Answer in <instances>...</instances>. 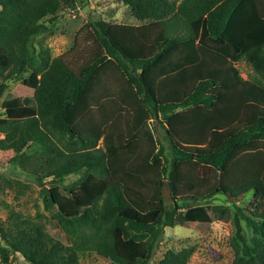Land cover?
<instances>
[{
    "label": "trees",
    "instance_id": "obj_1",
    "mask_svg": "<svg viewBox=\"0 0 264 264\" xmlns=\"http://www.w3.org/2000/svg\"><path fill=\"white\" fill-rule=\"evenodd\" d=\"M119 3L137 24L90 21L54 57L37 39L77 0H0V151L55 212L0 219V264H152L165 229L230 216L231 264H264V0Z\"/></svg>",
    "mask_w": 264,
    "mask_h": 264
},
{
    "label": "rangeland",
    "instance_id": "obj_2",
    "mask_svg": "<svg viewBox=\"0 0 264 264\" xmlns=\"http://www.w3.org/2000/svg\"><path fill=\"white\" fill-rule=\"evenodd\" d=\"M101 18L116 24H137L129 9L121 6L119 0H77L76 9L67 13L52 30L38 38L36 46L38 49L41 46L50 48L54 57L62 56L73 48L76 34L88 22ZM80 45H84L82 40ZM237 66L243 77L248 79L252 71L246 62L243 61ZM157 135L163 141L164 130L159 128ZM13 156L11 151H0V219L6 220L8 214L15 211L34 218L49 231V222L54 219L55 212L49 213L45 210L42 186L33 177L13 168L10 164ZM80 179L81 176L70 177L64 185L73 184ZM50 186L49 183L45 188ZM212 203L226 202L224 198L219 197ZM243 228L245 236L251 238L252 233L246 224H243ZM234 232L231 216L212 225H198L190 229L179 226L174 229L167 228L152 264H157L169 250L179 252L190 247L196 248L190 264H231L234 260L231 247ZM79 259L80 264H113L96 253H80ZM12 264L29 263L22 256L15 255L12 256Z\"/></svg>",
    "mask_w": 264,
    "mask_h": 264
},
{
    "label": "water",
    "instance_id": "obj_3",
    "mask_svg": "<svg viewBox=\"0 0 264 264\" xmlns=\"http://www.w3.org/2000/svg\"><path fill=\"white\" fill-rule=\"evenodd\" d=\"M163 194H164V197L166 198V200L168 201L169 198L167 196L169 195V191L168 190H164Z\"/></svg>",
    "mask_w": 264,
    "mask_h": 264
}]
</instances>
